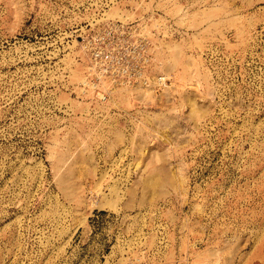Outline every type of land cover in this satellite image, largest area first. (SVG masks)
I'll list each match as a JSON object with an SVG mask.
<instances>
[{"label":"rangeland","instance_id":"obj_1","mask_svg":"<svg viewBox=\"0 0 264 264\" xmlns=\"http://www.w3.org/2000/svg\"><path fill=\"white\" fill-rule=\"evenodd\" d=\"M0 264H264V0H0Z\"/></svg>","mask_w":264,"mask_h":264},{"label":"built area","instance_id":"obj_2","mask_svg":"<svg viewBox=\"0 0 264 264\" xmlns=\"http://www.w3.org/2000/svg\"><path fill=\"white\" fill-rule=\"evenodd\" d=\"M115 34H105L97 36L91 40H83V47L87 53L91 55L93 69H98L97 77L99 80H108L114 85L125 87L135 86L141 83V86H150V79L145 76L146 69L149 68L151 58L148 55L147 44L141 42L138 46L135 45L134 63L129 67H123L127 58L117 56L116 48L111 49L114 44ZM111 49V52L108 49ZM157 84L160 87L167 85L165 78H158Z\"/></svg>","mask_w":264,"mask_h":264}]
</instances>
